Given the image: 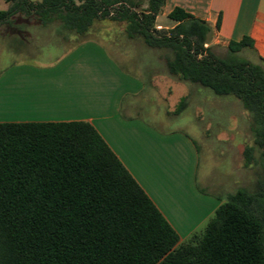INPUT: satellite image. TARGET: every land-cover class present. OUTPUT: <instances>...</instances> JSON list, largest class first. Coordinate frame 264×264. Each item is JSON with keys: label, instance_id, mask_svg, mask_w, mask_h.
<instances>
[{"label": "trees", "instance_id": "16d2710c", "mask_svg": "<svg viewBox=\"0 0 264 264\" xmlns=\"http://www.w3.org/2000/svg\"><path fill=\"white\" fill-rule=\"evenodd\" d=\"M0 23L22 13L47 24L59 21L79 38L110 18L130 38L166 53L170 75L235 97L252 116L254 142L264 167V61L248 37L218 56L209 25L181 8L176 23L157 31L165 0H149L143 13L120 0H4ZM186 105V100L182 106ZM179 236L98 132L88 123L0 124V264H264V178L255 191L229 195L204 234L178 245Z\"/></svg>", "mask_w": 264, "mask_h": 264}, {"label": "crops", "instance_id": "0c3cea01", "mask_svg": "<svg viewBox=\"0 0 264 264\" xmlns=\"http://www.w3.org/2000/svg\"><path fill=\"white\" fill-rule=\"evenodd\" d=\"M0 1V10L7 11L10 4ZM148 5L149 0L143 12ZM175 8L209 25L212 38L207 48L216 55L226 54L230 42L248 37L254 44L251 52L264 61V0H165L155 29L175 27L168 18ZM160 17L173 26L157 24ZM32 19L36 18L19 13L0 23V63L8 62L0 67V124H90L176 231L178 245L195 235L201 237L229 196L223 199L199 188L198 143L185 129L163 127L164 121L184 111L187 101L182 106L183 99L174 111H168L165 93H160L157 85L161 73L136 59L151 48L127 33L122 48L104 35L139 69L134 72L97 37L88 34L79 38L61 23ZM46 44L63 48V53L46 63L30 62L29 52L39 54ZM155 58L166 66L163 76L167 84L171 77L166 54ZM160 110L164 113L161 117ZM200 134L208 138L211 131L203 127Z\"/></svg>", "mask_w": 264, "mask_h": 264}, {"label": "rangeland", "instance_id": "374dc122", "mask_svg": "<svg viewBox=\"0 0 264 264\" xmlns=\"http://www.w3.org/2000/svg\"><path fill=\"white\" fill-rule=\"evenodd\" d=\"M32 1L39 2L40 0ZM147 1L120 0V3L108 6L107 10L110 12V16H113L122 7L132 11L135 9L137 12L142 13ZM1 6H3L2 1H0ZM32 20L39 22L37 19ZM159 22L157 24L163 27L165 25L168 27L173 26V23L164 17H160ZM56 23L60 22L56 21ZM125 29V22L112 21L107 18L98 21L89 35L97 37L126 69L138 72L139 69L129 64L111 40L104 36L108 35L116 44L119 43L122 48L126 44L124 40L126 39ZM157 31L166 32L168 30L161 29ZM69 33L71 34V32ZM73 41L74 39L70 42ZM148 52L138 54L136 59L161 73L156 77L157 85L159 86V92L165 93L164 98L167 99L168 111H174L183 99L187 101L184 111L168 120V122L164 121L163 127L166 129H185L198 143L201 151L198 170L199 188L223 199L236 193L241 188L255 191L257 182L264 178V167L259 155L256 153L254 154V163L246 166L245 158L247 155L245 154H249L247 147L252 146L254 135L252 132V116L243 107L242 102L231 96H217L209 89L200 86L175 82L173 80L175 77L170 73L171 78L167 79V84H164L163 72L165 73L167 69L164 63L156 61L155 56L161 55L162 52L166 53L154 49H150ZM61 53H63V48L46 44L39 54L29 52L28 59L30 62L46 63ZM241 56L255 63L260 62V59L250 50H244ZM5 65H8V62L0 63V67ZM158 115L161 117L164 113L160 110ZM203 127L211 131L208 138H203L200 134Z\"/></svg>", "mask_w": 264, "mask_h": 264}, {"label": "built area", "instance_id": "2783aa9c", "mask_svg": "<svg viewBox=\"0 0 264 264\" xmlns=\"http://www.w3.org/2000/svg\"><path fill=\"white\" fill-rule=\"evenodd\" d=\"M207 45H208V44L205 45L206 48H207Z\"/></svg>", "mask_w": 264, "mask_h": 264}]
</instances>
